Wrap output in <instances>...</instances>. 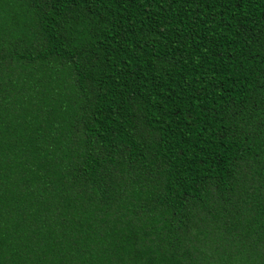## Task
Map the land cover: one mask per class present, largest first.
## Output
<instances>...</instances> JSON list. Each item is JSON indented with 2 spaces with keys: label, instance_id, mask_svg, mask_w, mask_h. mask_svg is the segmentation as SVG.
<instances>
[{
  "label": "trees",
  "instance_id": "obj_1",
  "mask_svg": "<svg viewBox=\"0 0 264 264\" xmlns=\"http://www.w3.org/2000/svg\"><path fill=\"white\" fill-rule=\"evenodd\" d=\"M0 264H264V0H0Z\"/></svg>",
  "mask_w": 264,
  "mask_h": 264
}]
</instances>
